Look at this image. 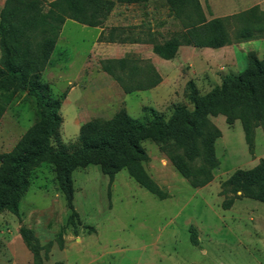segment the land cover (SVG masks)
Masks as SVG:
<instances>
[{"label": "rangeland", "instance_id": "rangeland-1", "mask_svg": "<svg viewBox=\"0 0 264 264\" xmlns=\"http://www.w3.org/2000/svg\"><path fill=\"white\" fill-rule=\"evenodd\" d=\"M4 1L0 0V10ZM198 1L206 20L254 6L264 11V0ZM114 27L116 35L138 36L159 44L183 30L162 0L116 5L101 28L67 20L41 74V81L56 99L76 87L60 108V137L65 144L76 141L83 123L110 119L122 109L140 122L151 119V108L165 118L175 105L191 109L184 96L188 81L205 94L219 85L222 77L237 76L247 65L248 53L264 58V38L221 49L184 51L178 60H156L160 74L166 77L157 89L125 94L101 68L103 60L123 58V53L117 56L120 43L104 42ZM228 27L234 30L233 23ZM100 35L104 36L102 42ZM131 56L139 59L136 54ZM35 120L34 99L24 93L11 98L0 117V154L10 151ZM210 121L222 133L214 146L220 164L211 184L192 188L155 143L144 141L149 158L144 168L168 198L157 199L125 170L109 185L97 166L78 168L72 173L73 208L78 217L74 226L52 166L41 163L30 174L18 214L0 215V264H33L19 234L21 224L32 230L42 246L51 243L46 254L41 252L44 264H264V203L242 198L224 210L219 196L220 184L235 170L251 169L257 162H249L254 157L250 158L239 121L228 126L220 115ZM255 134L260 153L264 133L259 128ZM190 227L197 232V245L191 243Z\"/></svg>", "mask_w": 264, "mask_h": 264}, {"label": "trees", "instance_id": "trees-1", "mask_svg": "<svg viewBox=\"0 0 264 264\" xmlns=\"http://www.w3.org/2000/svg\"><path fill=\"white\" fill-rule=\"evenodd\" d=\"M149 0H5L0 10V117L9 100L19 93L34 99L36 120L14 147L0 154V215L18 214L21 198L29 188L32 170L46 162L52 166L57 186L75 225L72 173L78 168L97 166L109 179L125 170L142 188L159 200L168 198L147 174L148 161L144 141H151L170 161L188 184L199 189L214 180L219 167L215 143L220 130L210 117H225L232 125L239 120L244 141L251 156L255 148V130L264 133V58L253 52L247 55L246 67L237 76L226 75L209 92L200 94L193 81H188L184 96L192 106L175 105L168 118L149 109L152 117L140 122L120 110L110 119H93L83 123L75 142L65 144L60 137L62 116L60 99L53 97L41 74L50 63L63 25L71 20L80 25L101 28L116 5H138ZM169 14L180 21L183 30L163 43L140 37L116 35L111 28L106 43H147L163 60L175 58L180 46L219 49L233 43L264 38V11L257 6L238 14L206 20L198 0H162ZM233 23L234 30H229ZM122 33V32H121ZM151 36V35H149ZM104 36L100 35V42ZM101 68L122 88L124 93L147 91L158 86L161 77L148 62L133 56L101 61ZM145 110H148L145 108ZM221 207L228 210L240 198L264 203V159L248 170H235L220 184ZM190 240L198 244L197 232L189 228ZM20 237L32 254L33 264H44L51 246H42L32 230L22 226Z\"/></svg>", "mask_w": 264, "mask_h": 264}, {"label": "crops", "instance_id": "crops-1", "mask_svg": "<svg viewBox=\"0 0 264 264\" xmlns=\"http://www.w3.org/2000/svg\"><path fill=\"white\" fill-rule=\"evenodd\" d=\"M111 45H114V44H111ZM227 46H225V47H222V48H226ZM197 48H195V47H192V46H180L179 48H178V51H177V53H176V56H175V60L177 59V56L178 55H180V53H182V52H184V51H186V52H194V50H196ZM198 49H201V48H198ZM203 49V48H202ZM206 49V48H205ZM207 49H210V48H207ZM219 49H221V48H219ZM118 52V55L117 56H119V55H121V53H123L122 54V56L124 57L126 54L128 55V54H130V55H132V54H136V56H138V58L140 59V60H142V61H148L154 68H155V70L158 72V74L160 75V77H161V79H162V82H160V84L159 85H162V83L164 82V80L166 79V77L165 76H162V74H160V70L157 68V66H156V60H159V56L158 55H156L155 53H153V51H152V47H150V46H147V45H145V44H141V43H124V44H120L119 45V47L116 49ZM109 58H118V57H109ZM160 59H162V58H160ZM174 59H172V60H174ZM172 60H166V61H172ZM178 60V59H177ZM178 62V61H177ZM158 85V86H159ZM158 86H156V87H154L153 89H157V87ZM76 87L75 86H72L71 88H70V90L67 92V95H66V97H65V99L62 101V103H61V106L64 104V103H66L68 100H69V95H70V93L75 89ZM153 89H150V90H153ZM150 90H147V91H150ZM140 92H146V91H137V92H132V93H140ZM126 94V93H125ZM131 94V93H130ZM185 105V104H184ZM152 109V108H151ZM152 110H154V109H152ZM173 110V109H172ZM221 116V115H220ZM224 117V116H223ZM225 118V117H224ZM236 121H239V120H236ZM235 121V122H236ZM234 122V123H235ZM240 122V121H239ZM233 123V124H234ZM227 124V123H226ZM232 124V125H233ZM241 124V123H240ZM228 125V124H227ZM232 125H228V126H232ZM242 127V126H241ZM257 129H259V128H257ZM256 129V130H257ZM256 130H255V133H256ZM221 132V131H220ZM243 136H244V133H243ZM221 137H222V133H221ZM220 137V138H221ZM219 138V139H220ZM255 140H256V134H255V139H254V142H255ZM260 153H258V151H257V146H256V142H255V148H254V154H253V157H254V159L253 160H251V159H249V162L252 164V163H254V162H257L258 163V161L260 160V159H262L261 158V155H264V147L263 148H261V150L259 151ZM250 155V154H249ZM250 158H252V156L250 155ZM257 165V164H256ZM255 165V166H256ZM214 179H215V175H214ZM213 182V181H212ZM211 182V183H212ZM210 183V184H211ZM206 187V186H205ZM244 198V197H243ZM242 198H240V199H237V200H241ZM248 199V198H247ZM222 200H223V198H222ZM236 200V201H237ZM235 201V202H236ZM255 201V200H254ZM234 202V203H235ZM258 202V201H257ZM261 203V202H260ZM234 206V204L232 205V207ZM231 207V208H232Z\"/></svg>", "mask_w": 264, "mask_h": 264}, {"label": "water", "instance_id": "water-1", "mask_svg": "<svg viewBox=\"0 0 264 264\" xmlns=\"http://www.w3.org/2000/svg\"><path fill=\"white\" fill-rule=\"evenodd\" d=\"M23 226V224H21V226L20 227H22Z\"/></svg>", "mask_w": 264, "mask_h": 264}]
</instances>
